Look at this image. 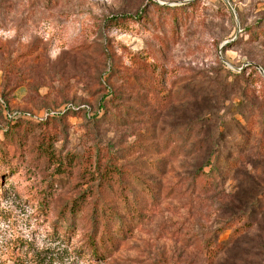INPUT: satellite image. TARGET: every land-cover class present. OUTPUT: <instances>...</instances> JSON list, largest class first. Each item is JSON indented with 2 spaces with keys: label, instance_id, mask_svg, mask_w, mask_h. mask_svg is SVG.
<instances>
[{
  "label": "rangeland",
  "instance_id": "rangeland-1",
  "mask_svg": "<svg viewBox=\"0 0 264 264\" xmlns=\"http://www.w3.org/2000/svg\"><path fill=\"white\" fill-rule=\"evenodd\" d=\"M0 186V264H264V0H0Z\"/></svg>",
  "mask_w": 264,
  "mask_h": 264
},
{
  "label": "trees",
  "instance_id": "trees-1",
  "mask_svg": "<svg viewBox=\"0 0 264 264\" xmlns=\"http://www.w3.org/2000/svg\"><path fill=\"white\" fill-rule=\"evenodd\" d=\"M100 107V106H99ZM79 110H81L80 108H78V109H75V108H69L68 109V111H67V113L66 114H69V113H72V112H79ZM102 108L100 107V108H98L96 111H95V113L93 114V116L94 117H99V116H101L102 115ZM65 114V115H66ZM62 115V116H61ZM60 116H56V115H50V117L48 118L49 120L50 119H53V118H59V117H63L64 116V113L63 114H61ZM47 119V118H46ZM47 119V120H48ZM22 120H26V121H29V120H31L30 118H27V117H20V116H18V117H14L13 119H11V123L13 124V125H15V124H19L20 123V121H22ZM45 121H43V120H38V121H35L34 123H36V124H41V123H44ZM21 124V123H20ZM210 163L208 162L207 164H205L206 166H208ZM203 172V171H202ZM0 189H1V186H0ZM5 193H7V190H3L2 189V191H1V195L4 197L6 194ZM120 230H122V229H120ZM89 239H90V244H91V246H92V248L94 249V251H95V255H97L100 251H99V246H98V238L97 237H93L92 235L89 237ZM110 240V239H109ZM111 241H113L114 242V239H112ZM100 254V253H99ZM105 256V255H104ZM14 258V260H15V262H16V264H24V263H26L27 261H24V263H22L23 261L22 260H20L19 261V259L15 256V257H13ZM42 264V263H41Z\"/></svg>",
  "mask_w": 264,
  "mask_h": 264
}]
</instances>
